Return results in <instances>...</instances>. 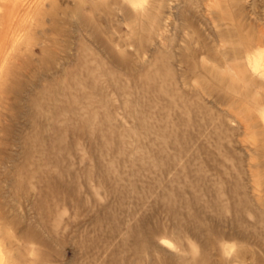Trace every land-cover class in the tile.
<instances>
[{
  "label": "rangeland",
  "instance_id": "obj_1",
  "mask_svg": "<svg viewBox=\"0 0 264 264\" xmlns=\"http://www.w3.org/2000/svg\"><path fill=\"white\" fill-rule=\"evenodd\" d=\"M254 47L264 0H0V264H264Z\"/></svg>",
  "mask_w": 264,
  "mask_h": 264
},
{
  "label": "bare ground",
  "instance_id": "obj_2",
  "mask_svg": "<svg viewBox=\"0 0 264 264\" xmlns=\"http://www.w3.org/2000/svg\"><path fill=\"white\" fill-rule=\"evenodd\" d=\"M221 41H222V40H221ZM254 48H256V47H254ZM255 50L259 52V55H258V56L264 55V51H261V50H260V47H257ZM252 51H253V50H252ZM252 51H250V52H247V51H246L248 54L246 53V56H245V57H246V60H247L249 63H251V61H252L255 57H257L256 55L253 56L254 54H253V55H250V53H252ZM255 53H256V52H255ZM232 62H233V61H232ZM259 113H261V114L264 116V108H263V107H262V109L259 111ZM163 243H164V244H167L168 242L164 240Z\"/></svg>",
  "mask_w": 264,
  "mask_h": 264
}]
</instances>
